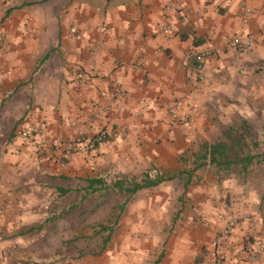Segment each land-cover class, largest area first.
I'll return each instance as SVG.
<instances>
[{
    "label": "crops",
    "instance_id": "0c3cea01",
    "mask_svg": "<svg viewBox=\"0 0 264 264\" xmlns=\"http://www.w3.org/2000/svg\"><path fill=\"white\" fill-rule=\"evenodd\" d=\"M244 7L249 53L226 43ZM115 87L123 109L89 121ZM172 101L200 114L176 123ZM262 103L264 0H0V264H204L225 230L229 260L264 264L243 254L264 240V135L247 155L233 125L264 123ZM82 128L107 140L64 157Z\"/></svg>",
    "mask_w": 264,
    "mask_h": 264
},
{
    "label": "built area",
    "instance_id": "2783aa9c",
    "mask_svg": "<svg viewBox=\"0 0 264 264\" xmlns=\"http://www.w3.org/2000/svg\"><path fill=\"white\" fill-rule=\"evenodd\" d=\"M167 9H171L168 5ZM252 14V10L249 7H244L243 19L244 27L247 32L244 34L233 35L226 39L227 45L241 53H249L253 50L255 45V39L253 33L249 30V19ZM166 31L173 32L174 27L166 22ZM211 54V50H204L196 55V81L194 82L195 88H199L204 84V65ZM124 92L121 87H115L112 91H104L94 102L93 109L89 116V121L97 118H103L115 110H122L123 105L120 101V97ZM167 112L170 119L176 123H188L192 119L200 114L199 106L192 104L188 106L187 110L183 109V104L179 101H172L167 105ZM36 132V125L30 124L25 129H21L20 134L23 135L27 142L32 140L33 135ZM87 131L85 129L78 130V137L72 140L64 142L65 152L64 157H68L72 153H89L96 149L97 145L107 140L108 129H101L94 137H84ZM62 165H66L65 161L61 162ZM2 209L0 207V213ZM220 218H223V214H220ZM228 231L225 230L221 236L216 237L209 247L207 258L204 264H239L226 257L229 245ZM245 256L244 259L249 262L259 261L264 255V240L252 247H248L243 250Z\"/></svg>",
    "mask_w": 264,
    "mask_h": 264
},
{
    "label": "rangeland",
    "instance_id": "374dc122",
    "mask_svg": "<svg viewBox=\"0 0 264 264\" xmlns=\"http://www.w3.org/2000/svg\"><path fill=\"white\" fill-rule=\"evenodd\" d=\"M257 111L254 115H257L259 117H264V104L262 103L261 106L257 108ZM236 127H245L243 134L246 135L244 144L245 146L242 147L244 148V153L247 155H250L251 152L258 151L259 145L260 144V136L264 135V123L259 122V120H254V122L247 124L245 126H240V124H233ZM239 128H237L238 130ZM238 139V138H236ZM263 142V141H262ZM242 145V144H241ZM104 215V214H103ZM88 226L91 225V223H95V226H100L107 224V220L105 218L99 220L95 213L88 214Z\"/></svg>",
    "mask_w": 264,
    "mask_h": 264
},
{
    "label": "trees",
    "instance_id": "16d2710c",
    "mask_svg": "<svg viewBox=\"0 0 264 264\" xmlns=\"http://www.w3.org/2000/svg\"><path fill=\"white\" fill-rule=\"evenodd\" d=\"M227 146L224 143H217L211 146L210 148V156H211V161H217L219 158L218 156H220V158H227ZM250 157H247L246 160H249ZM161 182V177H157V178H152L149 175H146L145 180H144V187H152L155 186L157 184H159ZM140 188V187H137ZM134 189H128V191H133Z\"/></svg>",
    "mask_w": 264,
    "mask_h": 264
}]
</instances>
